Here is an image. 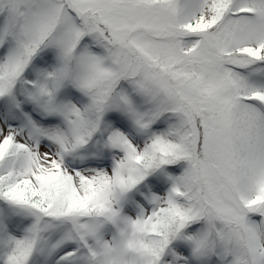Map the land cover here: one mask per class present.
I'll list each match as a JSON object with an SVG mask.
<instances>
[{
	"label": "snow or ice",
	"instance_id": "obj_1",
	"mask_svg": "<svg viewBox=\"0 0 264 264\" xmlns=\"http://www.w3.org/2000/svg\"><path fill=\"white\" fill-rule=\"evenodd\" d=\"M0 264H264V0H0Z\"/></svg>",
	"mask_w": 264,
	"mask_h": 264
}]
</instances>
